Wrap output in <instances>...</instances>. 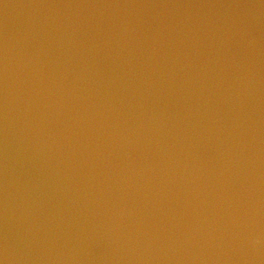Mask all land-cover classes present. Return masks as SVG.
<instances>
[{
  "label": "water",
  "instance_id": "obj_1",
  "mask_svg": "<svg viewBox=\"0 0 264 264\" xmlns=\"http://www.w3.org/2000/svg\"><path fill=\"white\" fill-rule=\"evenodd\" d=\"M0 264H264V0H0Z\"/></svg>",
  "mask_w": 264,
  "mask_h": 264
}]
</instances>
